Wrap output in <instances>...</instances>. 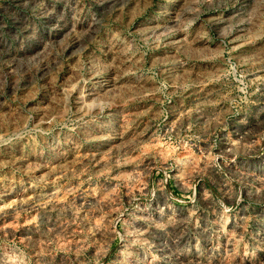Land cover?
Here are the masks:
<instances>
[{
	"label": "rangeland",
	"instance_id": "1",
	"mask_svg": "<svg viewBox=\"0 0 264 264\" xmlns=\"http://www.w3.org/2000/svg\"><path fill=\"white\" fill-rule=\"evenodd\" d=\"M0 264H264V0H0Z\"/></svg>",
	"mask_w": 264,
	"mask_h": 264
}]
</instances>
